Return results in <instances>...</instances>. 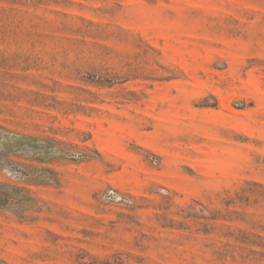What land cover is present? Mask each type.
<instances>
[{
	"label": "rangeland",
	"instance_id": "1",
	"mask_svg": "<svg viewBox=\"0 0 264 264\" xmlns=\"http://www.w3.org/2000/svg\"><path fill=\"white\" fill-rule=\"evenodd\" d=\"M0 264H264V0H0Z\"/></svg>",
	"mask_w": 264,
	"mask_h": 264
}]
</instances>
